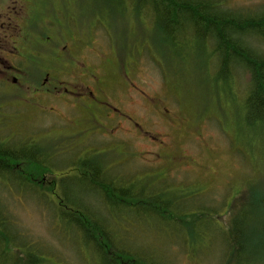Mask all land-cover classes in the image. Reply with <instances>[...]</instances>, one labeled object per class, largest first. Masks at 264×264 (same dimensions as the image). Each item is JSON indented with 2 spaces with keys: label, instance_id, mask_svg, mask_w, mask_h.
Here are the masks:
<instances>
[{
  "label": "rangeland",
  "instance_id": "rangeland-1",
  "mask_svg": "<svg viewBox=\"0 0 264 264\" xmlns=\"http://www.w3.org/2000/svg\"><path fill=\"white\" fill-rule=\"evenodd\" d=\"M13 1L15 8L30 3L36 24L16 35L20 54L6 45L0 51V144L47 150L53 158L47 165L53 168L55 189H62L60 197L71 208L59 207L50 194L45 197L22 186L15 171L4 173L0 206L9 223L11 246L5 251L0 244V264H28L19 260L23 256L39 257L46 264H101V255L84 245L77 227L68 225L80 224V219L72 220L77 216L63 210L72 214L76 208L92 223L102 224L110 239L118 230V242L150 264H223L227 238L211 226H221L231 204L243 207L238 219L252 237L254 251L244 264H264V144L252 141L241 122L242 90L233 103L231 96L216 90L210 74L214 68L205 72L210 47L198 53L188 50L189 65L183 64L162 42L153 16L133 12V0H9L10 5ZM226 1L236 9L264 5V0ZM3 2L7 0H0V9ZM134 4L142 5L137 0ZM74 14L84 34L71 35L78 41L75 57L92 66L81 71L93 79L81 78L73 62L59 60L57 48L46 40L51 36L64 44L67 37L61 32L70 29L56 28L59 20ZM21 36L35 47L23 46ZM9 65L18 71L20 84L13 83ZM47 72L63 81L54 88L56 96L32 89L42 86ZM82 82L109 100L92 103ZM110 101L134 121L112 113ZM93 157L103 162L113 184L126 194L151 195L161 207L199 216L182 226L146 217L141 208L142 220L129 215L126 204L115 205L98 187L80 185L89 180L81 182L79 169L70 164ZM201 208L212 210L216 219ZM106 264H116L115 259L110 257Z\"/></svg>",
  "mask_w": 264,
  "mask_h": 264
},
{
  "label": "trees",
  "instance_id": "trees-1",
  "mask_svg": "<svg viewBox=\"0 0 264 264\" xmlns=\"http://www.w3.org/2000/svg\"><path fill=\"white\" fill-rule=\"evenodd\" d=\"M137 2L149 10L154 19V27L163 35L162 42L173 49L176 57L182 62L186 61L189 65L186 54L188 50L192 49L198 53L197 49L203 50L206 45L210 47L208 62L204 66L205 72L208 71L209 74L212 67L214 68V75L210 74L213 76L216 90L231 96L233 103L238 100V91L242 90L241 122L246 130L250 131L252 141L259 142L260 146L264 144V49L261 48L264 44V5L256 9H236L229 8L226 0H137ZM133 9L135 10L133 12H137V4H134V0ZM220 83L222 85L218 86L217 84ZM254 145L258 147V143ZM29 148L30 150L26 146L12 147L10 144L1 142L0 177L2 178L4 173L15 171L22 186L26 185L38 191L40 195L48 197L51 192L56 191V179L51 173L53 168L47 165L52 157L47 154V150L38 146ZM101 163V160L93 157L89 161L73 162L70 166L79 169L81 182L96 180L100 184L97 187L108 189L110 185L99 179L101 176L110 175L105 168L98 171L97 165ZM48 178H51L50 183L46 182ZM108 194L114 198L115 205L125 206L126 204L128 214H136L140 217L138 220H142L139 208L146 217L170 224L180 222L182 226H187L184 221H192V218L197 219L199 216V213L196 216L190 213L181 214L172 207H161L159 199L144 193L128 195L124 189H118V194L114 196ZM57 198L60 199L59 194ZM237 203H240V199ZM199 211L210 214L209 218L214 220L215 213L212 210L201 208ZM63 212L67 216L75 214L77 217L72 220L80 219L78 220L80 224L68 225L77 227L84 239V245L101 255V264H106L110 257L115 259L116 264H150L148 259H142L137 253L130 252L120 241L118 242L120 235L118 230L117 238L114 236L110 239L109 231L104 230L102 224L92 223V219L77 208L72 210V214L64 210ZM243 212L244 209H241L235 214L242 215ZM6 221L4 211L0 207V228L4 227ZM211 227L213 230L220 229L216 225ZM241 229L239 227V230ZM0 236V244H4L5 251L9 250L11 241L7 239L6 232L2 233L0 230ZM239 236L243 238L246 234H239ZM233 237L235 241H238L239 238L235 234ZM237 251L239 248L236 245L235 252ZM19 260L26 261L28 264L33 262L46 264L39 257L25 258L23 256ZM247 261L248 259L230 257L229 264H244Z\"/></svg>",
  "mask_w": 264,
  "mask_h": 264
},
{
  "label": "flooded vegetation",
  "instance_id": "flooded-vegetation-1",
  "mask_svg": "<svg viewBox=\"0 0 264 264\" xmlns=\"http://www.w3.org/2000/svg\"><path fill=\"white\" fill-rule=\"evenodd\" d=\"M73 1L75 2L78 0H73ZM2 4L3 5L0 9V20H1L0 21V51L6 45V46H10L12 48V53L15 51L19 52L18 47H17L18 42L15 40V37L17 34H19V33L23 34L27 31H30L32 27L33 28L35 27V24H36L35 14H34V12H32V8H31L30 3L25 4L23 6L21 5L20 8H15V2L14 1H13L12 5H10L9 0H7L6 4H4V2ZM122 8L123 9L126 8L124 3H122ZM66 18L67 19H65V17H64L61 20H59V23H58L57 28H56V31L70 29L69 33L64 32V31L61 32L62 34H64L67 37V39L62 40V43H64V44H60V38H58L59 42H57L56 40H53L51 36L46 38L47 43L53 45L54 48H57V55H58L59 60L66 61L67 63L70 61V62H73L75 64V67L78 69V71L81 74V78H92L93 79L94 77L92 75H90L89 73L83 74V72L81 71L82 68H85V69H93V68H92V66L87 65L83 59H78L75 57L74 50H76V46H77L78 41H76V42L73 41V39L71 37V35L74 36L77 33L83 34V31L82 30L80 31L81 26H82V21L77 14H74V17H66ZM96 21L98 22L99 18H97L93 23L95 24ZM54 38H57V37H54ZM22 39L24 40L23 46L29 45L30 47H35V45H32L29 41H26L25 40L26 38L22 37ZM19 54H20V52H19ZM20 56L22 58L26 57L23 55H20ZM67 56H68V59H67ZM73 57H74V59H73ZM7 72L9 74H11L12 77L14 78L13 83L15 85L17 83L20 84L19 80H21V79L17 74L18 71L16 70V68L9 65L7 67ZM43 81H44V83L42 84V86L40 88H36L32 85V87H33L32 89H34V92H36V94L43 93V94H48V95H53V96H56L59 94V93L55 92L56 90L54 88L59 86L60 84H62L63 81L58 80L57 78H52L51 73H49V72H47L45 74V79ZM47 82H48V84H46ZM82 83L84 85H86V87L83 86V90L86 91V94H88V99L90 101H92V103L98 102V104L101 105L99 101H101L104 98L108 99L106 95L104 97L100 96L98 90L96 92H95L96 89L92 90V88L90 86H88L86 84V82H82ZM23 86H25V88L28 89L25 84H23ZM98 88H101V87H99V84H98ZM99 91L103 92L102 89H99ZM82 99L85 102V97H82ZM90 101H89V103H90ZM110 103H111V101H110ZM111 104L114 107L109 106V105H107V106L111 109L112 113L114 112L118 116L123 115L121 109L117 108L113 103H111ZM81 105H82L83 109L87 112V110L85 108V104L81 103ZM94 110H93V112H94ZM90 113H92V111H90ZM123 116H124V118L128 117V119H131V121H134L133 118H131L127 115H123ZM136 124L138 125L139 123L136 122ZM97 167H98V171H101V168H105L103 162L101 163V165L98 164ZM116 189H120V188L116 187L112 183V184H110L108 189H101V190L109 196L108 193H110V194L114 193V192H116ZM55 190L56 191L51 192V194H50L54 197V202L59 207H62L64 209L68 208V205H65L64 200L61 197H60V199L57 198V194H59V196H61L60 192L62 191V189H55ZM101 190L98 189V191H100V192H101ZM1 209H2V207H1ZM232 209H237L238 211H240L241 209H243V207L241 205H233V204L229 205L227 207L226 213L224 214L225 219L220 220L221 226L219 227L217 225L220 228L218 230V232L225 234V236L227 238V248L228 249H227L225 260H224L223 264H229L230 257L232 259H248L249 260L250 257L252 256L251 251H254V249L251 247V238H252L251 236L246 235V237L240 238L239 234H246L247 228H246V226H244V223H245L244 220L238 219L241 216V214L232 215L231 214ZM233 217L235 219H233ZM239 227L242 229L239 230ZM233 234H235L239 238L238 241H235ZM236 245L239 248V251H237V252H235ZM37 264H39V263H37Z\"/></svg>",
  "mask_w": 264,
  "mask_h": 264
},
{
  "label": "bare ground",
  "instance_id": "bare-ground-1",
  "mask_svg": "<svg viewBox=\"0 0 264 264\" xmlns=\"http://www.w3.org/2000/svg\"><path fill=\"white\" fill-rule=\"evenodd\" d=\"M137 13L139 14V15H141V16H144V15H147V14H150V12H149V10L148 9H146L145 7H143L142 5H140V6H137ZM33 148H35V146H32ZM99 179L102 181V182H104L105 184H112L113 183V180H111L110 179V176H101V177H99ZM80 185H83V188L84 189H92V188H95V187H97V186H99L100 184L96 181V180H89L88 182H85V183H83V184H81L80 183ZM101 189H103V187H100ZM99 188V189H100ZM65 189H67L68 190V188H65ZM88 192L86 191V194H87ZM81 194H83L84 195V193H81ZM9 223H8V221H6L5 223H4V227H1L0 228V230H1V232L3 233V232H6V236H7V239H9L10 238V234L8 233V225ZM9 230H10V228H9ZM0 238H1V236H0Z\"/></svg>",
  "mask_w": 264,
  "mask_h": 264
}]
</instances>
